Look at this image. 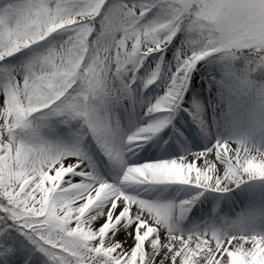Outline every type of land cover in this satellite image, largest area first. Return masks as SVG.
<instances>
[{
	"label": "snow or ice",
	"instance_id": "1",
	"mask_svg": "<svg viewBox=\"0 0 264 264\" xmlns=\"http://www.w3.org/2000/svg\"><path fill=\"white\" fill-rule=\"evenodd\" d=\"M177 64L166 92L146 110L151 119L127 137L129 150L159 134L181 106L192 73L209 57L242 60L234 91L260 86L264 74V0H5L0 4V244L12 252L13 230L48 264H264V234L173 230L172 204L128 194L100 178L77 148L43 140L33 121L83 119L102 151L118 121L95 101L119 104L145 60L178 35ZM241 52L243 56L230 53ZM27 56L10 65V58ZM161 64L144 84L161 79ZM127 73L122 89L118 82ZM202 124H207L197 117ZM211 128L210 124H207ZM264 180V147L217 139L203 152L126 167L123 182L179 183L227 193ZM203 193L201 192L200 195ZM191 201H183L180 212Z\"/></svg>",
	"mask_w": 264,
	"mask_h": 264
},
{
	"label": "rangeland",
	"instance_id": "2",
	"mask_svg": "<svg viewBox=\"0 0 264 264\" xmlns=\"http://www.w3.org/2000/svg\"><path fill=\"white\" fill-rule=\"evenodd\" d=\"M4 2L5 0H0V4ZM130 2H134V0H130ZM184 40L185 34L181 33L173 42V45L164 53H156L149 56L138 73L136 84L123 91L125 98L118 105L103 98L94 102L101 115L108 116L112 120H115L116 117L123 119L122 126L124 124L126 140L128 136L135 134L140 127L151 119L146 116V110L166 92L169 84L168 73L170 70H175L177 50L181 48ZM161 56H163L161 79L156 84L145 88L146 79L155 71L157 65L161 64ZM26 59V55L13 57L10 58L8 63L10 65H20ZM245 67L242 60L225 58L220 55L212 56L202 61L192 73V83L183 98L181 106L167 114L171 117L172 122L140 147L129 150L127 145L125 148L126 165L131 166L158 162L160 160L179 159L180 157L203 152L207 148L206 146L203 148H192L189 146L192 142L203 141L201 136L203 126L197 121V118L194 119L190 114L184 117L186 122L190 120V122H193V125L188 127V132L180 129L181 127L177 125V120L179 117L181 118L182 111L190 110L189 102L196 96L193 91H197L200 86L206 84L211 85L214 91L210 95H203L207 107L211 108L208 101L214 105H222L225 107L226 115L228 114L226 120L222 121V126L217 129V138L224 139L225 137L231 140H244L264 147V110L256 103L254 93L241 96L234 91L237 78L244 74ZM262 77H264V74L259 75L258 79ZM2 78V73H0V79ZM126 79L127 73L118 82L122 89H124L123 82ZM192 94L193 96L191 97ZM212 115L218 117L217 113H212ZM33 126L38 129L41 139L79 149L86 158V162L95 173L101 174L100 176L110 170V168H107L108 164L102 162L98 157L95 137L83 119L73 120L65 116H37L33 121ZM176 133L179 135L182 133L186 137L183 139H186V142H179L180 144L176 142L177 146L172 147L167 142L173 140L175 143L176 139L174 136ZM169 148L172 149L171 152L167 155H162ZM106 181L115 183L108 179ZM118 186L122 187L128 194L138 198L157 204H172L174 214L171 224L183 233H193L192 223L199 221L198 225H205V227L197 226V229L201 231L219 230L222 233L230 234H264V180H246L235 190L214 195L212 198L213 209L210 210L196 209L198 200L200 201L203 198L199 197L196 202L191 203L188 210L184 211L183 214L180 212L182 199L190 197V194L196 189L193 185L179 183H125ZM235 194H237V197ZM13 235L15 240L10 242L13 250L8 254L7 262L13 264H48L47 257L21 233L13 230ZM5 247L7 246L0 244V263L5 262L3 258Z\"/></svg>",
	"mask_w": 264,
	"mask_h": 264
},
{
	"label": "bare ground",
	"instance_id": "3",
	"mask_svg": "<svg viewBox=\"0 0 264 264\" xmlns=\"http://www.w3.org/2000/svg\"><path fill=\"white\" fill-rule=\"evenodd\" d=\"M214 91L211 88V85L206 84L203 86H200L199 89L197 91H193V94H196V96H194V98H192L189 102V106H190V110H184L182 111L181 114V118L179 117L177 120V125L178 127H181L180 129H183L184 131L188 132V127H191L193 125V122L187 121L184 117H186L188 114H190V116H192L194 119L199 117L203 119V121L207 122V124L211 125V128L209 129L207 124H202L200 122L199 119H197L198 122H200L203 126V130H201V136L204 139L203 142H193L190 143L189 146L192 148H203V147H209L211 146V144H213L215 142L217 138V129H219L222 126V121L226 120V111H224V108L222 105L218 106L217 104L214 105L213 103H210L208 101V104L210 105L211 108L207 107L206 101L203 97V95H210L212 94ZM193 94L191 95V97L193 96ZM121 107H123L122 104H120ZM122 109V108H121ZM188 112V113H187ZM212 113H217L218 117L216 118L214 115H212ZM184 120H183V119ZM112 120V119H110ZM115 121H118V136L116 138H114V140L112 141V143L115 145V147L122 153V160L119 158H110L108 155H106L104 153V151L101 150V148L99 147L96 138H95V142H96V148L94 147V149H96L97 153H98V157L101 159L102 162L108 164L107 168H110L109 171H107L105 174H103L102 176H100L101 174L96 173L100 178H102L103 180L106 181V179L115 182L114 184L118 185H123L125 184V182H123V175L125 173V169L127 167L126 165V159H125V148L127 146V140H126V135L124 132V124L122 126L123 123V119H121L120 117H116ZM190 125V126H189ZM86 127V126H85ZM87 129V128H85ZM223 130V129H222ZM175 143L173 142V140H169L167 143L168 145L175 147L177 146V143L180 144L179 142L185 143L186 139L183 140L184 138H186L182 133L179 135L178 133L175 134ZM224 139H226L224 137ZM188 141V139H187ZM177 142V143H176ZM93 144V142H92ZM171 148H169V150H166V152H163L162 155H167L171 152ZM174 151V150H173ZM172 151V152H173ZM163 157V156H162ZM170 158V157H168ZM159 159H161L159 157ZM124 161V163H123ZM123 163V164H122ZM194 188H196L191 194L189 198L186 199H182V201H191L196 202L197 199L199 197H203L200 201L198 200V206L196 209H202V210H210L213 209L212 205V198L214 195L219 194L218 192L215 191H211V190H202L199 189L197 187L194 186ZM237 187H233L231 190H235ZM230 190V191H231ZM229 191V192H230ZM237 191V190H236ZM203 193L202 195H200V193ZM238 194V192H237ZM237 194H235V196L237 197ZM222 195V194H220ZM196 223V224H195ZM195 223H192V229L194 232H198L201 231L200 229H197V226L200 227H205V225H198L199 221H195ZM206 224V222H205ZM173 227V230L175 231H180V229H178L177 227ZM181 232V231H180ZM0 264H5V262H2ZM7 264H13L11 262H7Z\"/></svg>",
	"mask_w": 264,
	"mask_h": 264
},
{
	"label": "clouds",
	"instance_id": "4",
	"mask_svg": "<svg viewBox=\"0 0 264 264\" xmlns=\"http://www.w3.org/2000/svg\"><path fill=\"white\" fill-rule=\"evenodd\" d=\"M231 55H236V56H243V53L237 51L234 53H230ZM259 84L260 86L258 88H256L253 91H248V92H244L243 90H241L240 95L244 96V95H252L254 93V96L256 97V103L259 104L260 108L262 110H264V77L259 78ZM249 143V142H248ZM252 144V143H249ZM254 145V144H252Z\"/></svg>",
	"mask_w": 264,
	"mask_h": 264
}]
</instances>
